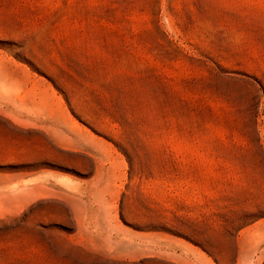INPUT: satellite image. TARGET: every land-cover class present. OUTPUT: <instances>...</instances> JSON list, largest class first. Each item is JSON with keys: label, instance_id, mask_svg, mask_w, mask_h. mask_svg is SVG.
Segmentation results:
<instances>
[{"label": "rangeland", "instance_id": "obj_1", "mask_svg": "<svg viewBox=\"0 0 264 264\" xmlns=\"http://www.w3.org/2000/svg\"><path fill=\"white\" fill-rule=\"evenodd\" d=\"M0 264H264V0H0Z\"/></svg>", "mask_w": 264, "mask_h": 264}]
</instances>
